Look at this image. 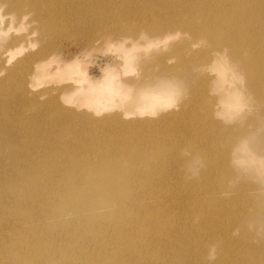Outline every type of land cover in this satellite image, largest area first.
Wrapping results in <instances>:
<instances>
[{
	"label": "bare ground",
	"instance_id": "bare-ground-1",
	"mask_svg": "<svg viewBox=\"0 0 264 264\" xmlns=\"http://www.w3.org/2000/svg\"><path fill=\"white\" fill-rule=\"evenodd\" d=\"M13 1V9L18 11L21 0ZM25 1L30 4L34 17L25 23L22 19L26 14L18 15L22 29L31 24L53 26L55 11L65 9L73 0ZM148 1L162 8L159 0ZM174 3L175 12L162 19H158L157 14L163 11L153 8L150 17L154 16L159 24L155 31H126L134 35L124 37L138 45L129 48L137 49L145 35L170 39L178 30H168L167 18L171 24L182 27L192 23L187 31L198 36L194 44L199 50L205 45L209 49L200 51L201 57L196 62H186L179 56V63L169 66L168 70L176 69L183 78L192 77L195 71L214 72L213 77L202 79V88L207 93L222 88L220 100L228 105L239 101V87L234 85L243 77L252 89H264V72H258L264 67V0H178ZM42 5L48 8L40 11ZM150 17L142 20L145 23L154 20ZM35 32L34 27L29 28L15 44L23 47L21 41H28ZM9 48L13 47L9 45ZM30 56L36 57L35 53ZM34 58L20 73V84L27 90L24 98L39 102L57 98L51 88L40 89L42 79L54 80L51 64L56 57ZM102 62L97 59L89 67L71 63L68 67L72 82L62 88V100L80 108L82 105L103 108L109 102L108 95L123 82L139 85L137 96L128 98L136 103L138 114L145 113L150 102L159 98L156 91L164 88L162 83L126 81L111 65ZM53 90L56 92L55 88ZM123 99L128 100L125 94ZM99 109L89 116L77 111L70 116L85 125L101 126L93 140L76 137L68 141L63 134L67 132L65 129H51L49 125L36 131L32 139L17 138L14 147L0 143V147H11L9 160L13 162V167L0 168V264H198L206 254L209 239L211 243L223 244L224 239L219 235L240 230L245 219L252 215L249 207L257 195L254 186L246 193L243 185L239 184V189L230 182L224 190L236 193L230 206L217 202L222 192L208 182L196 188L183 186L178 217L185 224L175 229L176 235L170 226L172 222L163 212V205V209H152L155 201L152 197L157 196L150 194L154 190L152 181L159 179L168 163L163 152L165 144L146 134L149 124L111 115L101 118L97 113L105 111ZM216 111L213 109L217 117L221 115ZM216 125L213 122L209 128L214 126L219 130ZM140 131L145 134L136 136ZM247 143V138L243 137L230 144L232 149L226 148L230 156L227 163L235 159L244 164L257 160V155L246 150ZM96 149L102 152H94ZM146 165L150 166L149 170ZM255 170L258 173V169ZM261 198L264 201V180ZM167 201L164 199L165 204ZM196 228L201 231L199 237L191 233ZM172 236L176 237L171 240ZM232 242L240 246L236 252L228 249L233 264H246V260L248 264H264V249L257 253L247 240L232 239ZM244 246L251 252L240 249Z\"/></svg>",
	"mask_w": 264,
	"mask_h": 264
},
{
	"label": "rangeland",
	"instance_id": "rangeland-1",
	"mask_svg": "<svg viewBox=\"0 0 264 264\" xmlns=\"http://www.w3.org/2000/svg\"><path fill=\"white\" fill-rule=\"evenodd\" d=\"M177 1L159 0L162 8H158L148 0H131L130 2L128 0H84L82 2L73 0L65 9L59 8L55 11L52 17L55 21L53 26L31 24L26 29H22L19 27L18 15L26 14L22 19L25 23L34 17L28 1L21 0L22 6L16 11L13 9V0H0V143L5 142L14 147L17 138L24 136V139H32L36 131L45 129L49 125L51 129L61 131L65 129L67 132L63 134L68 141L76 137H85L89 141L96 138L101 131V126L92 123L85 125L83 122H80V125L78 121L70 118L73 111L89 116L90 112L100 108L105 112L99 109L103 113L99 111L96 116L101 118L111 115L121 119L125 117L123 120L149 124L148 127L146 126V134L165 144L163 152L168 161L165 170L160 172L159 179L152 181L154 190H151L150 194L157 196L152 197V200L158 201L152 203L154 205L152 209L165 208L163 212L172 222L170 226L176 235L175 229L185 224L181 223L178 217L181 211L180 189L183 186L196 188L202 182H208L217 191L222 192V197L217 202L224 206H230L233 203L232 197L236 195V193L224 192L230 182H233L236 188L239 184L243 185L246 193L250 191L251 186L255 187L256 202L253 200L249 207L252 212L251 218L245 219L242 228L233 234H220V239H224L223 244L211 243L212 239H209L204 250L206 254L198 262V264H233L228 249L230 247L233 252H236L240 246L233 244L232 239L247 240L252 243L255 247L253 251L257 253L264 249V201L261 198L264 180L262 177L264 174V89H252L247 78L243 77L234 85L239 87V101L228 105L220 100L222 88L211 89L210 93L202 88V79L213 77L211 74H215L214 72L209 74V71L202 73L195 71L192 77L183 78L176 73V69L168 70L169 66L179 63V56L185 58L186 62H196L202 52L209 49V46L205 45L204 49L199 50L198 45L194 44L198 36L187 31L192 27V23H189L191 27L189 25V27H182L171 24L167 18L168 30H178L170 39L160 40L145 35L137 49L129 48L130 45H138L124 37L134 35L126 34V31H142L143 33L145 30L155 31L159 24L154 16L150 17L153 8L163 11L162 14L161 11L157 14L158 19H162V16L175 12L174 2ZM72 4L73 6H70ZM47 8L46 5H42L40 11H45ZM146 17L154 20L145 23L142 19ZM32 27L35 28V34L30 35L31 38L28 41L20 40L23 47L17 46L14 41L25 35ZM33 43L36 44L33 45ZM9 45L13 48L10 49ZM200 51L202 52L199 53ZM32 53H35L36 59L56 57L51 64V76L54 80L42 79L40 89L51 88L52 95L57 98L41 102L24 98L27 90L20 84L22 75L20 73L30 66L34 58L30 56ZM97 59L102 60L103 64L111 65L119 72V77L126 81L132 80L141 84L147 81L154 84L162 83L161 86L164 88L156 91L160 94L159 98L150 102L151 105L145 113L138 114L136 103L130 99L137 96L139 85H128L123 82L117 90L108 95L109 102L103 108H88L86 105L80 108L77 104L68 103L66 100L64 102L62 100L64 94L61 90L64 87L67 88L72 82V77H69L71 70L68 66L75 62L89 67ZM59 64L60 67H58ZM232 64L237 68L234 63ZM258 72H264V67H260ZM124 94L126 99H130H123ZM213 109L219 111L221 115L225 113L224 116L218 114L217 117ZM128 112L130 114L125 116ZM161 118L159 123H155ZM213 122L219 126V130L214 126L209 128ZM135 134L138 136L145 133L140 131ZM187 136L195 138L189 139ZM243 137H246L248 142L246 150L253 156L257 155L258 159L252 160L249 164L237 163V159L227 163L230 156L226 153V148L231 150L229 145L235 144ZM11 150V147L10 149L0 147V164H2L0 168L12 166L13 162L9 160ZM94 152L102 151L96 149ZM149 168L150 166L146 165V169L149 170ZM255 168L258 169V173ZM142 172L146 174V171ZM243 198L246 200L245 195ZM164 199L168 200L167 204L164 203ZM254 204L257 205L254 206ZM191 233L199 237L201 231L196 228L192 229ZM174 237L176 236H172L171 240ZM186 240L188 242V239ZM226 245H228L226 248H222ZM248 248L240 249H246L249 253L251 250ZM245 263L248 264V261L246 260Z\"/></svg>",
	"mask_w": 264,
	"mask_h": 264
}]
</instances>
